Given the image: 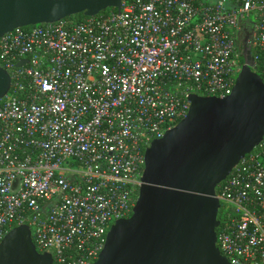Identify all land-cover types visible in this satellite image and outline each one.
Here are the masks:
<instances>
[{
	"label": "built area",
	"instance_id": "2783aa9c",
	"mask_svg": "<svg viewBox=\"0 0 264 264\" xmlns=\"http://www.w3.org/2000/svg\"><path fill=\"white\" fill-rule=\"evenodd\" d=\"M121 2L0 40L12 79L0 100V243L28 226L52 264L98 261L133 215L147 149L187 118L191 95L232 93L246 36L264 81V0ZM217 197L222 255L264 264V140Z\"/></svg>",
	"mask_w": 264,
	"mask_h": 264
},
{
	"label": "water",
	"instance_id": "95a60500",
	"mask_svg": "<svg viewBox=\"0 0 264 264\" xmlns=\"http://www.w3.org/2000/svg\"><path fill=\"white\" fill-rule=\"evenodd\" d=\"M121 6V0H0V40ZM249 38L240 43L245 65L232 93L191 95L187 118L147 149L133 215L111 227L95 264H230L217 246V188L264 140V81ZM11 85L0 65V100ZM52 263L51 254L38 252L28 226L14 228L0 243V264Z\"/></svg>",
	"mask_w": 264,
	"mask_h": 264
},
{
	"label": "trees",
	"instance_id": "16d2710c",
	"mask_svg": "<svg viewBox=\"0 0 264 264\" xmlns=\"http://www.w3.org/2000/svg\"><path fill=\"white\" fill-rule=\"evenodd\" d=\"M85 18V16H83V15H78V16H74V17H72V18H68V19H66V20H77V21H80V20H82V19H84Z\"/></svg>",
	"mask_w": 264,
	"mask_h": 264
},
{
	"label": "flooded vegetation",
	"instance_id": "af4514ba",
	"mask_svg": "<svg viewBox=\"0 0 264 264\" xmlns=\"http://www.w3.org/2000/svg\"><path fill=\"white\" fill-rule=\"evenodd\" d=\"M222 209L219 211V215H218V220L220 221V223H222V220H223V213H222Z\"/></svg>",
	"mask_w": 264,
	"mask_h": 264
}]
</instances>
